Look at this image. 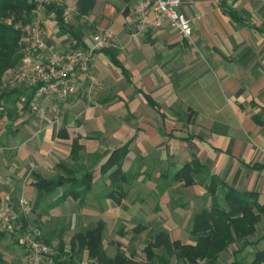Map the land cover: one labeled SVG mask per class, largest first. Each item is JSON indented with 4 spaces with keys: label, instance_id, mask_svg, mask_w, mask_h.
<instances>
[{
    "label": "crops",
    "instance_id": "obj_1",
    "mask_svg": "<svg viewBox=\"0 0 264 264\" xmlns=\"http://www.w3.org/2000/svg\"><path fill=\"white\" fill-rule=\"evenodd\" d=\"M63 2L74 13L66 30L47 20L52 48L90 47L101 31L112 33L121 49L96 57L102 83L96 105L83 95L56 97L40 101L35 113L18 109L14 122L0 120L1 208L16 214L20 199H27L30 211L18 221H34L55 253L62 240L71 251L72 238L91 217L101 215L106 226L105 216L115 214L126 239L144 228L136 246L123 247L128 256H141L152 231L182 241L192 215L210 207V178L188 187L175 181L194 157L229 187L264 199V0H182L191 39L168 23L140 32L131 13L135 0ZM125 146L122 171L130 184L102 171ZM87 172L93 173L91 191L63 198L74 188L70 181ZM36 175L67 182L47 194L36 187ZM16 234L0 240L1 264H24L23 236ZM76 263L91 264L88 251Z\"/></svg>",
    "mask_w": 264,
    "mask_h": 264
},
{
    "label": "trees",
    "instance_id": "obj_2",
    "mask_svg": "<svg viewBox=\"0 0 264 264\" xmlns=\"http://www.w3.org/2000/svg\"><path fill=\"white\" fill-rule=\"evenodd\" d=\"M37 0H0V120H12L17 113L4 111L1 104L8 103L13 97L27 95L25 108H29L34 97V90L27 91L23 88L5 87L4 75L12 68L17 67L22 58L21 41L23 28L34 20L35 10L38 8ZM48 12L56 11L55 22L61 29H68V22L63 18L65 6L56 7L55 4L48 6ZM226 13L235 20H241L237 12L227 9ZM80 48V47H75ZM84 48V47H83ZM116 49H108L103 52H112ZM116 65L119 63L116 61ZM18 102V101H17ZM2 106V107H3ZM7 109V108H6ZM7 114V115H6ZM75 150L80 146H75ZM128 154V148L120 147L114 150L107 162L103 165L104 174L112 172L111 176L126 179V183L132 182V177L124 174L122 163ZM36 187L39 191L50 194L57 190L60 185L66 183L65 179L46 180L36 175ZM210 182L205 184V179ZM93 173L87 172L82 178L76 177L70 181L74 185L71 192L64 194L63 198L73 196L75 199L82 198L92 189ZM199 181L205 184L207 197L211 198V205L197 213L190 220V242L173 240L169 232L154 230L151 232V242L142 250L144 260H139L137 252L128 256L126 253H118L110 257L105 248L104 229L105 223L99 221L96 227L82 229L71 240V251H66L65 243L59 247V253L67 257L58 264H77L75 260L82 259L84 252L88 251V258L98 264H172L175 258L181 264H264V234L258 235V225L264 218V199L257 192L238 191L229 187L220 177L211 174L209 168L200 163L194 157L186 163L175 175V181L182 182L184 186H192ZM112 196L116 197V193ZM126 196L123 192L121 198ZM121 204V200L115 201ZM222 202V203H221ZM27 224H25V227ZM144 228L138 226L135 235ZM10 233L0 230V240ZM23 236V233H21ZM48 245L50 243L46 241ZM235 246V249L232 247ZM254 249V255L250 262L244 259L249 250ZM231 253V258L223 259V255ZM69 258V259H68ZM3 256L0 254V264Z\"/></svg>",
    "mask_w": 264,
    "mask_h": 264
},
{
    "label": "built area",
    "instance_id": "obj_3",
    "mask_svg": "<svg viewBox=\"0 0 264 264\" xmlns=\"http://www.w3.org/2000/svg\"><path fill=\"white\" fill-rule=\"evenodd\" d=\"M34 20L24 27L21 41V62L10 69L3 77L5 86L34 90L30 102L33 113L38 112L39 102L56 97L69 98L83 95L89 104L96 105L98 89L102 83L95 73V60L99 53L108 49H121V45L112 33L96 32L92 45L86 48L55 49L48 44L47 20L56 19V11L48 12V6H65L63 18L68 22L74 8L68 7L63 0H37ZM182 0H135L131 13L137 20L139 31L150 27L162 28L168 23L183 38L191 39L193 29L190 18L180 10ZM26 99L27 95H23ZM27 100V99H26ZM30 211L27 199L19 201L18 213H10L0 207V230L12 231L13 222L26 217ZM24 264H58L61 255L55 253L46 243L44 232L29 226L23 233ZM70 252V250H66ZM91 264H98L95 260Z\"/></svg>",
    "mask_w": 264,
    "mask_h": 264
},
{
    "label": "rangeland",
    "instance_id": "obj_4",
    "mask_svg": "<svg viewBox=\"0 0 264 264\" xmlns=\"http://www.w3.org/2000/svg\"><path fill=\"white\" fill-rule=\"evenodd\" d=\"M23 36H24V32H23ZM22 39H23V37H22ZM23 98H24L23 96H20V99H18L17 97H13V98H11L9 100L8 103L4 102V105H6V106H3V104H1V108H4V111L3 112H6L7 110H10V113H8V114H11V113H16V111L18 109H20L22 111L24 105L26 104V99L22 100ZM0 111H1V109H0ZM207 198H209V197H207ZM10 213H12V212L10 211ZM100 217H101V215H99V216L98 215H95L94 217H91L87 221V227H85V228H91V227L93 228V227H96V225L98 224V222L100 220ZM105 217L108 220V224L105 226V229H104V243H105L106 252H107V254L110 257H115L120 252L121 253H125V251L123 250V247H126V248L129 247V249L130 248L132 249V247L136 246L137 235L140 234L142 231L140 233L136 234V235L134 233V236H133V239L132 240L126 239L124 237L125 234L122 235V233H121V219L117 218V216L115 214H111V213L109 214V217L108 218H107V216H105ZM26 224H27V226L25 227V224H23V221H21V222H19V221L18 222H13V230L12 231H7V232L17 233L15 236H19V235H21L20 233H24L26 231L27 227H29V226H36V227L40 228L39 226H37L36 223H34V221L33 222H29L28 221V222H26ZM55 224H56V222L55 223L53 222V223H51L49 225L52 226V225H55ZM258 228H259L258 235H263L264 234V218L259 223ZM83 229H84V227H83ZM123 229H125V228H123ZM127 229L131 231L132 230V226H130V228H127ZM190 230H191V226L188 227V232L189 233H190ZM180 238H182V242H184V243H191L189 241L190 236H188V234L186 235L185 233H183V235H180ZM45 240H46V238H45ZM142 242L144 244L141 246V250H143V248L145 247V245L149 243V237H147L146 239H144V241H142ZM57 243L59 245H61V244L64 243V241L63 240H62V242H58L57 241ZM57 243L54 244V247L57 250L56 253L57 254H60ZM261 246H264V243ZM235 248H236L235 246L232 247V249H235ZM254 252H255L254 249L249 250L248 252H246L245 255H244L245 256L244 259L246 261L250 262L252 260V258H253ZM61 258H62V261H65L67 259V257L62 256V255H61ZM137 258L139 260H144L143 254L141 256L140 255L139 256L137 255ZM227 258H229V259L231 258V253L230 252L227 253V254H225V255H223V259L224 260H226ZM75 262H76V260H75ZM172 264H181V263L178 262L174 258L172 260Z\"/></svg>",
    "mask_w": 264,
    "mask_h": 264
}]
</instances>
